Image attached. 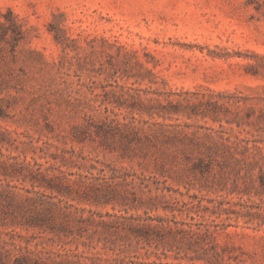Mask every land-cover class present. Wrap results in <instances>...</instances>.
<instances>
[{
    "label": "rangeland",
    "instance_id": "rangeland-1",
    "mask_svg": "<svg viewBox=\"0 0 264 264\" xmlns=\"http://www.w3.org/2000/svg\"><path fill=\"white\" fill-rule=\"evenodd\" d=\"M8 11L24 39L0 46V160H50L72 179L93 165L135 174L165 205L200 206L191 214L217 230L223 264H264V160L243 149L264 155V0H0ZM90 117L114 128L107 142L74 139ZM40 206L50 229L0 227V264H115L125 231L100 220L144 214L115 202ZM80 229L91 237L75 238Z\"/></svg>",
    "mask_w": 264,
    "mask_h": 264
},
{
    "label": "trees",
    "instance_id": "trees-1",
    "mask_svg": "<svg viewBox=\"0 0 264 264\" xmlns=\"http://www.w3.org/2000/svg\"><path fill=\"white\" fill-rule=\"evenodd\" d=\"M0 15L5 17L4 21L0 18V46L6 42L17 45L24 39L22 25L12 11ZM261 112L264 123V108ZM0 117H2L1 108ZM113 130L114 128L106 121L98 124L94 118L90 117L86 125L73 128V137L77 142L82 143L88 133L92 137H98L101 141L107 142ZM243 149L244 152L250 149L257 151L260 158L254 162V165H260L264 160V155L261 153L262 147L259 145L253 147L245 145ZM233 155L231 154L232 157ZM50 157L55 160L58 158L54 155ZM69 160L71 159L63 158L64 163ZM225 161L226 158L223 156L222 162ZM213 163L214 160L209 162L200 160L196 166L209 167ZM247 164L251 165V162ZM64 165L50 160L45 163L20 161L17 157L2 154L0 227L50 229L54 222V215L44 212L45 209L41 210L40 203L43 198H58L66 204H69V201L86 202L91 205L115 202L132 209H144L142 215L110 214L109 216L113 217L110 221L100 220L99 223L102 226L108 230L113 229L115 234L120 235L125 231L127 241L119 245L125 256L116 260L115 264H148L137 261L141 250H145L147 256L156 255L159 260L161 255L169 257L168 253L174 252V257L180 261L178 264H223L225 248L218 242L217 230L213 229L210 221L199 212H195L196 215L191 214L193 209L200 206H196L193 202L181 203L178 200L171 205H165L163 200L166 194L163 192L151 194L152 189L149 184L129 172L117 169L108 172V166L99 168L93 165L86 174H79V178L72 179L71 174L63 170ZM120 187H131L130 196L128 192L120 193ZM137 189L141 191V195L137 194ZM160 207L164 211H170L171 216L150 214L151 211H157ZM128 209L124 210L128 212ZM184 213L187 218H179V215ZM72 235L78 240L91 237L84 234L81 229L76 233L73 232ZM83 245L90 246L86 242H83ZM17 262L29 264L31 258L20 257ZM150 264H156V262Z\"/></svg>",
    "mask_w": 264,
    "mask_h": 264
}]
</instances>
